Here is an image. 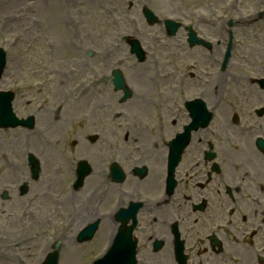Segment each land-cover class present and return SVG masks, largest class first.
<instances>
[{"label": "flooded vegetation", "instance_id": "af4514ba", "mask_svg": "<svg viewBox=\"0 0 264 264\" xmlns=\"http://www.w3.org/2000/svg\"><path fill=\"white\" fill-rule=\"evenodd\" d=\"M204 2V10L197 12L200 20L194 21L193 15L186 20L193 19L200 37L212 46L209 51L184 47L189 59L196 51H206L203 71L178 75L176 67L170 68L172 84L158 94L159 100H154V88L148 90L153 93L152 107L140 103L139 93L132 90L131 100L121 101L122 93L110 81L87 87L90 98L109 93L108 99L90 100L96 106L85 113L78 109V116L46 104L39 109L43 139L48 134L57 141L64 134L62 124L71 127L75 142L70 159L63 158L70 161L73 178L85 163L75 191L90 186L81 190L82 197L73 193V215L83 209L91 219L103 221L107 248L118 226L116 213L123 210L125 228L134 222L135 264H264V92L253 90L257 100H251L252 90L237 92L238 83L252 85L240 76L247 71L242 66L254 64L250 55L231 68H220L223 1ZM236 7L227 13H241ZM184 81L189 83L186 87ZM229 82L231 98L224 101ZM60 87L55 88L56 98ZM183 92L191 96H170H184ZM151 108L154 113L148 116ZM78 118L83 122L80 133ZM74 245L78 246L76 238ZM90 251H77L82 255L74 257L76 263L89 264Z\"/></svg>", "mask_w": 264, "mask_h": 264}, {"label": "rangeland", "instance_id": "374dc122", "mask_svg": "<svg viewBox=\"0 0 264 264\" xmlns=\"http://www.w3.org/2000/svg\"><path fill=\"white\" fill-rule=\"evenodd\" d=\"M124 1L127 2L128 0H0V46L7 53V66L0 81V89L8 87L15 90L21 89L23 92H20L15 103L24 112V109L27 111V109L37 106L39 101L47 96V93L44 92L48 89L51 80L47 75L57 73L64 64L61 63L62 61L65 62L69 58L75 59L69 65V68H72V80L69 82L75 83L84 76V79L96 77L101 70H104L99 65L101 51L107 50L108 47L110 50L115 48L113 43L119 34L130 30L127 27L133 23L138 27L135 28L137 33L135 36L138 37L147 54L145 62L137 63L127 49H121L120 53L109 55L108 62L110 61L113 65L114 59L118 58L115 56L120 55L119 58H123L124 64L122 66L126 76L130 75V68L137 66L136 70L139 69L140 74L143 75V70H145L148 77L155 79L156 83L139 84L140 88L145 86V90L154 88L155 91L156 89L164 91L167 85L172 84L169 77H166L170 68L176 67L178 75L188 70L203 71V57L206 55V51L201 54L196 51V56L189 59L188 56H185V44H181L179 39L156 42L153 36L160 35V28L155 24L146 25L139 11L140 4L146 3L148 0H133L134 10L129 13L124 10ZM150 1L153 9L155 5L159 6L157 11L167 14L177 13L180 9L201 12L205 5L204 0ZM208 1L210 3L216 2V0ZM214 5L217 4L214 3ZM262 5H264V0H240L235 12H251L256 6ZM104 7L112 8L113 12H105ZM205 11L208 9L205 8ZM178 13H182V11ZM67 24L71 25V33L65 31L68 28L66 27ZM195 30L199 31L197 28ZM240 32L243 37L250 41V48L255 49V52L250 51V56L253 58L254 55H258L264 60V23L248 30H240ZM12 37H19L20 39L12 44ZM57 41H61L64 46L68 44V50H63L58 55L62 61H58L55 56L51 55L54 53L53 50L47 51ZM45 43L49 44L48 48ZM171 44L176 45L177 50H174ZM88 51L91 52L94 61L87 56ZM65 64L67 65V62ZM214 66L215 63L212 64V68ZM234 68L236 67L234 66ZM91 69H94L93 75H90ZM262 70L259 62H254L250 76H254L252 72ZM155 75L160 81L154 77ZM240 76L243 74L241 73ZM126 79L128 82V77ZM45 80L48 81L45 82ZM131 81H133L131 86L135 91L137 84L134 79ZM65 82L61 77L56 78L54 87L65 85ZM70 84L67 83V85ZM183 84L186 87L189 83L184 81ZM230 84L232 85V82ZM236 88L240 94L243 90H249L243 83ZM185 89L182 88V91ZM149 93L153 95L152 92ZM174 93L170 94L173 98L182 99L191 96V93L188 92H183L184 96L182 94L175 96ZM151 94L150 98L152 99ZM107 95L103 94V98L85 99L76 105L72 103L68 110L80 109L84 113L88 112L97 104V102L93 103L90 100H107ZM256 95L254 92L251 100H257ZM260 97L262 99V96ZM27 102L31 104L26 106ZM128 107L129 105L126 106V110L129 112ZM151 110L153 114L154 109L152 108L147 114L151 115ZM141 117L146 118L147 116ZM81 120L78 119L77 125L79 133L83 129ZM37 128L39 131L41 125L37 124ZM44 138L47 142L46 151L42 148V140L40 139L41 142L38 143V139L33 133L28 135L17 130L13 133L0 134V195L6 190L10 196L7 200L0 199V264H39L48 252L50 244L59 237L60 232L70 225L72 226V215L65 213V205L63 204L57 209L51 205L54 200V192L69 180L70 173L61 182L55 177L56 171L55 174H52L51 179L44 178V171L38 181L29 183V192L26 196L20 198L17 194L16 185L25 179L21 165H24L27 150L34 153L36 151L41 157H47L43 161L44 166L45 164L50 166L49 169L57 170L62 165L60 169L68 170V164L65 163L64 158L59 155L58 149L55 147V137L53 140L44 135ZM60 138L61 136L58 137L59 143ZM51 162L52 165H50ZM49 174L51 173H46L48 176ZM85 185H87L86 182ZM89 186L90 184L85 186L87 188H82L83 191ZM82 189L78 190L75 195L82 197ZM86 213L87 211L82 209L75 216L78 225L89 216ZM71 231L72 228L70 227L68 232L71 234ZM70 234L62 237L63 246L59 254L58 264H73L71 254L75 248H73ZM101 244L102 241L100 246Z\"/></svg>", "mask_w": 264, "mask_h": 264}, {"label": "water", "instance_id": "95a60500", "mask_svg": "<svg viewBox=\"0 0 264 264\" xmlns=\"http://www.w3.org/2000/svg\"><path fill=\"white\" fill-rule=\"evenodd\" d=\"M3 63H4L3 62V55L0 54V71H1V68L3 66ZM8 105H9V102H7L6 106H8ZM8 108H9V106H8ZM34 172H35V170H34ZM54 248H55L54 252L49 254V256H48V258H47V260H46V262L44 264H56V262H57V254H58V250H57L58 249V244H56L54 246Z\"/></svg>", "mask_w": 264, "mask_h": 264}, {"label": "bare ground", "instance_id": "6f19581e", "mask_svg": "<svg viewBox=\"0 0 264 264\" xmlns=\"http://www.w3.org/2000/svg\"><path fill=\"white\" fill-rule=\"evenodd\" d=\"M137 99H139L140 103L145 102L143 96H138ZM72 203H74V200H72V197H71L69 199L68 204H72ZM73 256H74V252H72V254H71V259H73Z\"/></svg>", "mask_w": 264, "mask_h": 264}]
</instances>
